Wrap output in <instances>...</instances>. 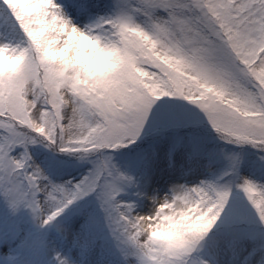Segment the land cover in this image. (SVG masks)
I'll list each match as a JSON object with an SVG mask.
<instances>
[{"label":"snow or ice","instance_id":"1","mask_svg":"<svg viewBox=\"0 0 264 264\" xmlns=\"http://www.w3.org/2000/svg\"><path fill=\"white\" fill-rule=\"evenodd\" d=\"M101 7L0 0L5 38L18 30L25 45L0 44V197L11 214L26 209L39 227L65 237L60 218L85 201L73 215L86 217L87 251L106 230L122 264H231L221 257L234 261L252 245L249 229L264 234V184L242 174V153L230 155L214 181L172 184L148 197L146 215L121 196L140 188V197L152 184L159 151L138 144L146 128L160 134L200 124L167 99L154 111L161 98L195 106L225 144L264 153V0H113L112 13L93 25L73 22ZM37 144L53 154L44 163L57 174L66 165L57 156L88 170L54 182L33 159ZM191 145L203 154L199 137ZM92 202L101 216L88 210ZM19 241L15 231L0 236V244Z\"/></svg>","mask_w":264,"mask_h":264},{"label":"rangeland","instance_id":"2","mask_svg":"<svg viewBox=\"0 0 264 264\" xmlns=\"http://www.w3.org/2000/svg\"><path fill=\"white\" fill-rule=\"evenodd\" d=\"M96 2L102 7L92 17L98 19L112 13L113 0H96ZM73 22L76 23L75 20ZM3 26L4 17L0 15V44L7 43L11 47H15L17 44L21 47L25 46L22 43V34L18 30L5 38ZM94 34L101 33L97 30ZM166 99L169 104L180 106L195 114L199 118L200 124L195 128L169 129L160 134H154L147 128L145 129V134L138 141V144L142 148L156 147L159 151V157L153 164L154 175L150 188L151 197L163 196L167 193L171 186L169 185V173L171 172L176 175V178H180L179 181L186 182L185 186L187 187L198 185L201 180L214 181L217 176L227 170L229 166L227 158L234 153H242L247 161V166L242 170V174L258 184H264V175H262L264 163L260 160V156L264 153H260L250 146L237 148L225 144L218 139L216 133L207 124L203 114L186 101L161 98L160 101H157L156 108L153 110H157ZM193 136L199 137L204 146V152L201 155H194L193 153L191 145ZM175 144H179L181 147L169 154L170 148ZM31 151L36 163L56 183L79 177L88 170V165L73 167L72 165L76 163L74 157L57 156L55 157L57 160L66 162L63 173L57 174L56 171L50 170L44 163L46 159L52 158L53 154L51 152L40 144L35 145ZM113 155L115 157L114 162L118 166H122L121 154L117 152ZM121 170L124 171L125 169L121 167ZM157 173H161L163 179L155 177ZM132 174L137 175L136 173ZM138 184L142 187L140 181H138ZM138 190L140 188L129 190L127 193L122 194L121 199L133 203L136 213L146 215L151 211L152 205L149 199L147 202L146 192L140 197L135 195ZM85 203V201L78 202L77 205L66 210L60 218L69 232V235L65 237L64 234L58 233L54 226L39 227L26 209L21 208L15 215L11 214L3 198L0 197V236L9 231H15L20 237L19 246L16 244H0V264H10L8 257H11L15 264H56L55 257L57 256L69 260L70 264H122L120 253L116 250L115 244L106 230L101 231L100 236L102 238L97 241L95 249L90 252L87 251L86 240L81 228L86 221V217L73 215L74 209L83 206ZM88 210L94 212L98 217L101 216L98 206L94 202L90 204ZM248 234L254 243L246 250H239L236 258L240 257L241 261H245L247 264H260L261 260L264 259V252L261 251L264 249V234L257 228L249 229ZM18 250L19 254L17 253ZM208 258L210 261L213 259L212 257ZM221 259L234 264L231 254L221 257Z\"/></svg>","mask_w":264,"mask_h":264},{"label":"bare ground","instance_id":"3","mask_svg":"<svg viewBox=\"0 0 264 264\" xmlns=\"http://www.w3.org/2000/svg\"><path fill=\"white\" fill-rule=\"evenodd\" d=\"M55 2L57 4H63L66 2V0H55ZM96 19L97 18H95V17H91V18L84 19L82 21H77V19L75 17H73V20L76 21L77 26L80 28H84L85 26L93 25ZM175 176L176 175L173 174V172L169 173V177H170L169 185H172V184H183V185H185L186 184V182L179 181L180 178L179 177L176 178ZM155 177H158L159 179H163V175L161 173H157V175H155ZM150 188H151V186L147 189V191L145 193L147 202H148V197H151ZM157 197H159V196H157ZM141 215H143V214H141ZM234 264H247V263L245 261H241L239 258H236L234 260Z\"/></svg>","mask_w":264,"mask_h":264},{"label":"clouds","instance_id":"4","mask_svg":"<svg viewBox=\"0 0 264 264\" xmlns=\"http://www.w3.org/2000/svg\"><path fill=\"white\" fill-rule=\"evenodd\" d=\"M6 67H11V65H5ZM165 238H171V234H168Z\"/></svg>","mask_w":264,"mask_h":264}]
</instances>
